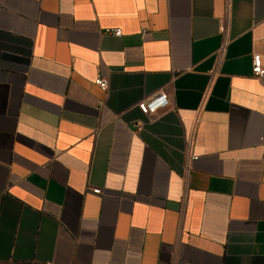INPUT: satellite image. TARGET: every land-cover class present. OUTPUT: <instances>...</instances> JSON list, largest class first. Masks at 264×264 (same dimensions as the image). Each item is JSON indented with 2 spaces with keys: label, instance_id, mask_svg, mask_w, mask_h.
<instances>
[{
  "label": "crops",
  "instance_id": "0c3cea01",
  "mask_svg": "<svg viewBox=\"0 0 264 264\" xmlns=\"http://www.w3.org/2000/svg\"><path fill=\"white\" fill-rule=\"evenodd\" d=\"M254 54L264 0H0V264H264Z\"/></svg>",
  "mask_w": 264,
  "mask_h": 264
},
{
  "label": "built area",
  "instance_id": "2783aa9c",
  "mask_svg": "<svg viewBox=\"0 0 264 264\" xmlns=\"http://www.w3.org/2000/svg\"><path fill=\"white\" fill-rule=\"evenodd\" d=\"M227 26L221 27V32L226 33ZM108 34L114 35V36H122V30L120 28H113V29H107L105 31ZM252 73L256 77H262L264 75V66L261 61V56L258 54L253 55V61H252ZM95 83L103 90H107L109 87V80L107 78L98 77L95 80ZM170 104L169 95L165 91H157L151 96H148L147 98L142 99L140 102H138L137 107L141 111L142 114L148 115L158 112L159 110L166 108ZM135 127H137V124H135ZM197 157L191 156L189 158V161L187 162L186 168L187 170L191 167V162L196 160ZM94 192L99 194L101 192L100 189L95 188Z\"/></svg>",
  "mask_w": 264,
  "mask_h": 264
}]
</instances>
